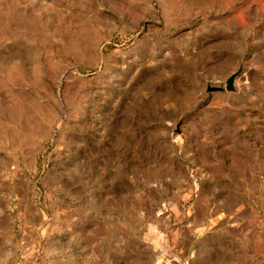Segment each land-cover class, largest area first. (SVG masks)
<instances>
[{"label": "rangeland", "instance_id": "rangeland-1", "mask_svg": "<svg viewBox=\"0 0 264 264\" xmlns=\"http://www.w3.org/2000/svg\"><path fill=\"white\" fill-rule=\"evenodd\" d=\"M0 264H264V0H0Z\"/></svg>", "mask_w": 264, "mask_h": 264}]
</instances>
